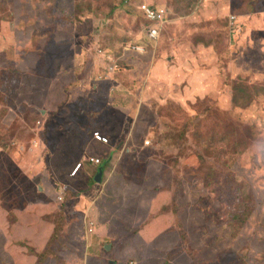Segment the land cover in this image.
I'll return each instance as SVG.
<instances>
[{"label": "rangeland", "instance_id": "1", "mask_svg": "<svg viewBox=\"0 0 264 264\" xmlns=\"http://www.w3.org/2000/svg\"><path fill=\"white\" fill-rule=\"evenodd\" d=\"M144 2L168 14L155 41L147 38ZM263 21L264 0H0V211L7 218V225L0 220V264H17L19 255L23 263L86 264L81 211L71 197L61 205L54 194L57 175L70 182L73 162L59 155L53 133L69 126L42 123L19 89L26 69L51 78L56 62L80 50L81 77L91 61L132 91L135 153L118 172L140 184L141 164L153 160L160 185L150 192L171 197L159 213L167 218L163 229L140 235L120 225L126 233L103 241L99 264H264ZM87 49L94 56L86 58ZM159 61L162 75L152 83L145 70ZM36 204L58 229L48 252L37 237L4 234Z\"/></svg>", "mask_w": 264, "mask_h": 264}, {"label": "crops", "instance_id": "2", "mask_svg": "<svg viewBox=\"0 0 264 264\" xmlns=\"http://www.w3.org/2000/svg\"><path fill=\"white\" fill-rule=\"evenodd\" d=\"M17 53L19 55L22 50L17 49ZM72 54V60L70 59L69 62L64 60L56 62V71L51 78L36 74V66L23 71L19 89L26 98H21L20 102L39 110L42 114V123H47L53 118L60 124L66 123L69 126L68 129H59L53 133L56 136L55 144L58 145L59 155L63 156L66 153L72 157L73 162L66 176L70 182H64L57 175L58 178L55 179L57 187H54V194L61 205H66L70 201L68 197L75 201L74 211L80 214L78 211L80 210V218L85 220L86 259L84 263L99 264L100 261L105 260L104 255L98 256L102 250L103 241L125 232L121 231L120 225L138 228L140 235L142 233L157 234L163 229L167 218L159 213L163 206L171 203V197L163 190L157 193L150 192L152 187L160 185L157 182V176L161 173L158 167L160 165L153 160L141 164L145 175L140 184L125 182L123 174L118 172L123 163V157L132 156V153H135L132 151L133 148L129 147L135 135L137 118L132 91L126 89L116 79L115 74L100 73L101 69L91 61H86V66L90 64L91 68L86 72V77H81L85 58H81L83 55L81 50ZM91 55L94 56L91 50L87 49L86 58H90ZM159 64L164 67V61H159L156 66L145 70L148 81L153 83L159 80L158 76L162 75V68H158ZM24 65L27 66L25 62ZM164 79L168 82L167 76ZM151 86L155 90L154 85ZM57 91L60 96L54 100ZM77 97L82 102H77ZM140 106H148V104L140 102ZM96 131L108 138L109 143L97 141L94 138ZM144 142L143 140L142 145L148 141ZM148 143L150 145V142ZM144 149L145 147L141 146V151ZM91 157L100 158L101 164L87 161ZM79 163L82 167L77 176L72 177L70 173ZM43 167L44 165L39 167L41 173ZM100 169H102V176L101 183L98 184L95 178ZM72 182L80 183V188L71 187ZM60 190L64 193L63 200H60ZM49 206L52 211L58 208L54 204ZM41 208L44 207L36 204L22 211L18 214V221L7 228L4 234L15 240L21 236L36 241L37 237L40 247L46 250L55 233V224L45 218ZM39 209L42 211L41 214L38 212ZM148 219H152L151 222H148ZM0 220L7 225L6 215L1 211ZM81 232L78 230L73 234L78 239H83L80 237ZM109 247L106 249L110 252L115 249L112 245ZM18 259L17 264H32L36 261L30 259V262L27 260L23 263L25 259L21 255ZM110 264H114V260H111Z\"/></svg>", "mask_w": 264, "mask_h": 264}, {"label": "built area", "instance_id": "3", "mask_svg": "<svg viewBox=\"0 0 264 264\" xmlns=\"http://www.w3.org/2000/svg\"><path fill=\"white\" fill-rule=\"evenodd\" d=\"M140 10L143 13V16L147 19V21L151 23L148 25L147 38L153 41L157 40L159 38L161 29L164 27V24L167 22L168 14L166 10L162 7L154 6V4H149L147 2H144L140 5ZM234 21H235V18L232 17L230 23ZM136 49H138V47ZM94 138L97 141L102 142L104 144L109 143V139L101 135L97 131L94 132ZM146 145H149V143L146 142ZM87 161H90L91 163H94L97 165L101 164V159L96 158V157H91ZM81 167H82L81 163L77 164L74 170L70 173V175L72 177L77 176ZM63 199H64L63 197H60V200H63Z\"/></svg>", "mask_w": 264, "mask_h": 264}, {"label": "trees", "instance_id": "4", "mask_svg": "<svg viewBox=\"0 0 264 264\" xmlns=\"http://www.w3.org/2000/svg\"><path fill=\"white\" fill-rule=\"evenodd\" d=\"M148 3V2H147ZM149 4H151V3H149ZM158 182V181H157ZM16 219H17V216H16ZM58 234V229H56V227H55V233H54V235H53V238H52V240H54V238L56 237V235ZM51 240V241H52ZM51 243V242H50ZM131 243V242H130ZM132 244V243H131ZM49 246H50V244L48 245V248L46 249V250H44V252H48V249H49ZM132 249H134L133 247H132ZM148 253V251H146V254ZM154 262V260H150V262H149V264H152ZM155 262H156V260H155Z\"/></svg>", "mask_w": 264, "mask_h": 264}, {"label": "water", "instance_id": "5", "mask_svg": "<svg viewBox=\"0 0 264 264\" xmlns=\"http://www.w3.org/2000/svg\"><path fill=\"white\" fill-rule=\"evenodd\" d=\"M101 176H102V169L99 170V173L97 174L95 180L98 182V184L101 183ZM110 247L107 246V249H109Z\"/></svg>", "mask_w": 264, "mask_h": 264}]
</instances>
